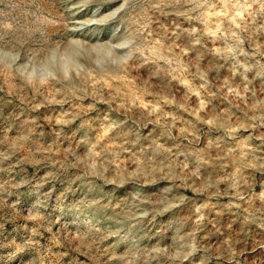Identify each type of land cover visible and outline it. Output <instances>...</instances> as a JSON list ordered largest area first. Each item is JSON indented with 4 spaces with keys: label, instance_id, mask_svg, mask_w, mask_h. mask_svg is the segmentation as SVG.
Returning <instances> with one entry per match:
<instances>
[{
    "label": "rangeland",
    "instance_id": "1",
    "mask_svg": "<svg viewBox=\"0 0 264 264\" xmlns=\"http://www.w3.org/2000/svg\"><path fill=\"white\" fill-rule=\"evenodd\" d=\"M0 264H264V0H0Z\"/></svg>",
    "mask_w": 264,
    "mask_h": 264
}]
</instances>
